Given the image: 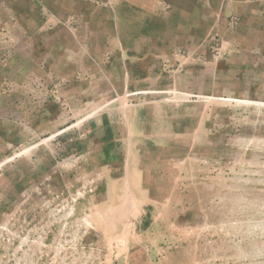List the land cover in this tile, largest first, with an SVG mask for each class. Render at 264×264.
<instances>
[{
  "label": "rangeland",
  "instance_id": "obj_1",
  "mask_svg": "<svg viewBox=\"0 0 264 264\" xmlns=\"http://www.w3.org/2000/svg\"><path fill=\"white\" fill-rule=\"evenodd\" d=\"M86 1L0 0V264H264V88L213 91L195 179L121 215L103 155L84 152L129 111L108 73H76L113 33L107 9L63 23L90 18Z\"/></svg>",
  "mask_w": 264,
  "mask_h": 264
},
{
  "label": "crops",
  "instance_id": "obj_2",
  "mask_svg": "<svg viewBox=\"0 0 264 264\" xmlns=\"http://www.w3.org/2000/svg\"><path fill=\"white\" fill-rule=\"evenodd\" d=\"M83 5L91 8L90 18L77 13L70 16L74 22L63 23L80 27V21L90 20L98 27L99 11L107 9L113 33L106 55L93 49L89 54L98 67L76 73L92 75V83L86 79L92 87L96 74L108 73L115 98L126 100L129 110L113 128L97 131L104 144L98 140L84 152L103 155L121 215L130 202L145 208L153 201L172 202L195 179L196 162L212 152L206 103L223 98L213 91L264 88V0H87ZM64 40L79 42L83 36L70 32ZM164 184L169 197L155 198Z\"/></svg>",
  "mask_w": 264,
  "mask_h": 264
}]
</instances>
